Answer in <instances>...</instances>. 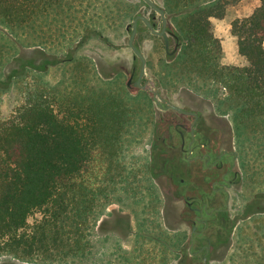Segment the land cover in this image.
<instances>
[{
  "label": "trees",
  "instance_id": "1",
  "mask_svg": "<svg viewBox=\"0 0 264 264\" xmlns=\"http://www.w3.org/2000/svg\"><path fill=\"white\" fill-rule=\"evenodd\" d=\"M70 1L0 0V27L17 44V29L29 28L37 20L61 12ZM196 1L163 0L183 43L170 65L162 60L164 75L160 77L167 82H184L187 89L199 90L196 80L206 87L221 85L227 95L218 99V110L224 114L232 111L238 145H244L247 137L261 145L264 0L250 15L231 23L243 65L220 62L221 40L215 37L213 27V20L223 19L228 6L240 0L198 5ZM119 2L126 4L122 16H130L132 3ZM106 5L111 14L113 9ZM4 47L0 37V80L4 76L7 84L14 75L5 74ZM91 69L84 63L77 66L67 83L51 85L38 80L25 87L23 103L0 119V257L30 262L38 257L49 261L51 255L84 256L89 253V235L100 208L119 189L125 194L136 189L137 180L125 172L124 144L142 114L146 121L153 116L152 102L142 92L131 93L114 80L97 79L94 83ZM6 87L0 82L1 90ZM207 91L217 93L214 87ZM246 210L264 213V194L254 196ZM168 235L164 231L159 239L163 246L179 248L185 234Z\"/></svg>",
  "mask_w": 264,
  "mask_h": 264
},
{
  "label": "rangeland",
  "instance_id": "2",
  "mask_svg": "<svg viewBox=\"0 0 264 264\" xmlns=\"http://www.w3.org/2000/svg\"><path fill=\"white\" fill-rule=\"evenodd\" d=\"M121 1L132 3L134 10L129 11L130 16H122L126 4L121 5L119 0H71L61 12L43 17L29 28L17 29L20 42L17 44L12 41L8 31L0 27L3 30L2 36L0 35L1 41L5 46L4 63H7L5 74L14 75L8 79L7 84L4 76L0 80L2 85L7 86V90L0 89V119L8 117L23 103V90L27 86L36 84L38 80L51 85L64 81L67 83L74 75L73 71L77 66H84L86 63L93 68L91 77H94L93 82L96 83L97 79L102 81L109 78L113 67H120L114 66L115 63L126 62L132 65V52L127 48L129 33L126 27L132 24L136 13L147 14L150 11L140 0ZM154 1L163 5V0ZM211 1L214 0L196 2L198 5ZM260 1L240 0L228 6L223 19L213 20L214 35L221 40L222 64L245 63L244 58H241L237 52L236 39L231 34V23L235 19L250 15ZM107 3L113 9L111 14ZM117 7L121 9L119 12ZM138 44L148 56V63L153 68L149 75L156 74L162 79V89L166 90L171 98L180 99V95L193 94L204 98L218 111L219 100L227 95L225 88L219 84L206 87L198 80L195 85L199 90H195L194 87L187 89L184 82L172 81V79L167 82L168 79L160 77L164 73L162 69L158 71L157 66L162 60L168 61L161 41L149 33L142 32L138 37ZM16 57L19 59L17 60ZM85 57L84 61L82 58ZM79 58L82 60L79 61ZM22 64L27 66L22 67ZM42 68L45 72H39ZM213 87L216 89V95L207 91ZM153 109L152 106V111ZM226 115L233 124L232 111ZM141 117L130 128L124 144L127 148L123 161L125 172H130V176L137 180L136 189L127 191L126 194L119 189L114 198L111 197L110 201L100 208L101 213L96 217L92 234L89 235V253L76 257L51 255L49 261L38 257L30 262L1 256L0 264H164L165 259L169 260V256L176 264L179 256L176 250L179 248H172L171 245L165 247L159 239H162L164 231L170 236L177 234L174 229L181 228V225L174 217L173 219L168 216L164 221L161 216L164 209L163 198L160 190L149 177L150 160L154 156L151 151L152 145L147 144L156 138L152 130L153 124L150 123L153 116L147 121L145 114ZM244 143L240 147L247 163L248 181L233 206V216L237 215L239 221L231 236L232 244L227 253L224 242L222 246L216 245L213 253L215 260L210 264H258L252 263L254 260L264 264V213L252 214L245 211L246 205L252 202L256 194H264V143L257 145L256 141L249 137ZM111 210L118 213L119 217H126L124 220L127 225L126 230L122 229L123 225L120 228L117 223L115 224L116 218L115 215L110 214ZM118 211L127 213L120 215ZM164 213H166L165 209ZM168 214L170 215V212ZM242 218L245 220H241ZM133 231L138 233L137 237L134 236ZM225 240L227 244L230 236ZM165 242L168 245V239ZM168 249L174 252L167 251Z\"/></svg>",
  "mask_w": 264,
  "mask_h": 264
},
{
  "label": "flooded vegetation",
  "instance_id": "3",
  "mask_svg": "<svg viewBox=\"0 0 264 264\" xmlns=\"http://www.w3.org/2000/svg\"><path fill=\"white\" fill-rule=\"evenodd\" d=\"M140 1L150 12L136 13L133 20L142 15L155 30L162 31L163 21L159 13L144 0ZM152 1L164 10L163 5ZM164 13L167 49L163 36L152 34L142 20L137 23L134 44L146 59L140 86L136 83L141 75V62L128 47V41L127 48L132 52V65L126 62L115 63L114 66L120 67H113L111 76L103 80L123 83L131 93L142 92L151 100L154 109L153 117L149 121L153 124L152 130L156 138L147 144L152 145L154 156L150 160L149 177L163 198L166 211L164 213L163 209L161 212L163 220L168 216L178 219L181 228L174 230L185 234L179 250H176L179 255L176 264H210L215 260L213 253L216 245L222 246L225 243L227 253L232 244L231 236L239 221L237 215L233 216V206L248 181L247 163L236 141L233 124L226 114L220 110L218 112L204 98L193 94L180 95V99L171 98L162 89L161 79L156 74L149 75L153 68L138 44V37L142 32L161 41L165 58L168 59L166 65H170L171 59L177 56L183 43L173 24V16H167L165 10ZM132 24L126 27L129 37ZM165 64L157 63L158 71ZM164 101L184 112L166 107ZM110 212L115 215V224L120 228L123 225L122 229L126 230V217H119L114 210ZM227 236H230V240L226 244Z\"/></svg>",
  "mask_w": 264,
  "mask_h": 264
},
{
  "label": "water",
  "instance_id": "4",
  "mask_svg": "<svg viewBox=\"0 0 264 264\" xmlns=\"http://www.w3.org/2000/svg\"><path fill=\"white\" fill-rule=\"evenodd\" d=\"M144 1L151 8H153L157 13H159V15L161 16L162 21H163V29H162V31L158 32L157 30L154 29L153 25L142 15L136 16L134 18V20H133L132 32H131V35H130L129 40H128V47L133 51L135 56L138 57L140 62H141V75H140L139 80L136 83L138 86H140L141 78H142V76L144 74V70H145V66H146L145 57L143 56V54L139 51V49L134 44L135 36H136V33H137L138 20H142L146 24V26L150 29L152 34L157 35V36H163L164 39H165L166 49L168 48V39H167V35L165 33L166 19H165L164 10L159 8L157 5H155V3L152 0H144ZM143 87H145V86H143ZM154 99H156V97H154ZM164 103H165L166 107H170V108H173V109H175L177 111L184 112L181 109H179L177 106H175V105H173V104H171V103H169L167 101H164Z\"/></svg>",
  "mask_w": 264,
  "mask_h": 264
},
{
  "label": "crops",
  "instance_id": "5",
  "mask_svg": "<svg viewBox=\"0 0 264 264\" xmlns=\"http://www.w3.org/2000/svg\"><path fill=\"white\" fill-rule=\"evenodd\" d=\"M241 58H243V57H241ZM118 212L120 213V215H124L125 213H127L126 211H118ZM131 220H132V218H131ZM131 223H132V221H131ZM131 234H132V232H131ZM133 234H134V236L136 235V237H137L138 233H135V231H133ZM167 251H172V253L174 252L172 249H170V250L168 249ZM168 258H169V260L165 259V263L164 264H174V261H172V257L169 256Z\"/></svg>",
  "mask_w": 264,
  "mask_h": 264
}]
</instances>
